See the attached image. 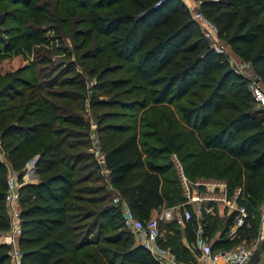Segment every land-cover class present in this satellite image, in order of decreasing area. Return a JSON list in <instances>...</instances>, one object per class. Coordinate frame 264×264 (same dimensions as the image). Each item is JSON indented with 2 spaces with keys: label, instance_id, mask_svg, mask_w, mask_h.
<instances>
[{
  "label": "trees",
  "instance_id": "obj_1",
  "mask_svg": "<svg viewBox=\"0 0 264 264\" xmlns=\"http://www.w3.org/2000/svg\"><path fill=\"white\" fill-rule=\"evenodd\" d=\"M40 1L0 0V41L6 35L7 47L44 41L40 27L46 14ZM89 4L93 7L83 6L86 25L101 42L100 54L115 62L98 74L118 96L144 94L140 108L148 106L151 115L138 118V108L132 114L134 103L118 101L99 121L109 181L134 216L146 223L155 209L182 206L183 228L177 220L160 222L164 236L159 234L158 243L177 260L194 261L198 221L186 202L181 171L192 183L224 182L227 196L239 191L236 202L247 210L235 238L223 241L236 213L228 216L221 242L210 246L212 251L257 235L264 194V107L251 97L248 79L234 72L225 53L210 46L185 0ZM200 10L216 27V38L264 82V0L202 2ZM14 80V86L24 85L19 74ZM100 106L108 107L105 102ZM55 111L47 104L29 110L0 108V146L12 170L20 177L28 160L36 159V183L17 191L20 264H159L124 228L104 188L83 185L90 179L78 174L77 164L86 153L68 152L78 139L67 142L63 136L75 138L76 133L53 127ZM28 116L38 121L25 125ZM61 118L84 125L68 112ZM8 171L0 160V235L10 229L5 209ZM201 223L205 236L222 228L214 216L205 215ZM8 249L0 245V264H11Z\"/></svg>",
  "mask_w": 264,
  "mask_h": 264
},
{
  "label": "rangeland",
  "instance_id": "obj_2",
  "mask_svg": "<svg viewBox=\"0 0 264 264\" xmlns=\"http://www.w3.org/2000/svg\"><path fill=\"white\" fill-rule=\"evenodd\" d=\"M210 1L219 0H185V3L190 6V13L203 14L200 10L201 3ZM40 3L44 6L46 14V23L40 27V35L44 37L43 42L30 45L24 41L19 42L15 47H7L9 40L6 35H4L3 41H0V108L4 107L8 110L11 106H19L22 110H29L43 108L46 104L53 107L56 110L55 114L58 115V121L54 122L53 127H65L63 131L71 130L76 133L72 135L75 138L65 134L63 137L66 138L67 142L78 139L74 148L68 152L86 153V156L77 164L78 174L90 179L83 185L103 187L108 193V202L114 205L113 199L115 197L121 199L124 197L116 191L114 186L109 188L108 179L100 173L96 166L91 154L92 139L95 138L99 141L101 150L105 153V143L102 141L98 130L99 121L107 109L116 108L118 101L134 103L132 114L137 110L135 108H138V118L145 115L151 117L148 106L143 109L140 108L145 105V96L144 94L138 96L135 91H131L125 96H118L109 86L106 78L102 74H98L101 68L114 65L115 62L109 61L106 55L100 54L102 52L101 42L86 25L83 6L85 3L87 7H93L89 4L90 0H41ZM224 44V40L220 39L217 45L224 48ZM94 52L95 54L92 55L91 53ZM233 65L230 64L232 69L234 68ZM18 74L24 77V85L20 87L13 85L14 77ZM102 87L104 90L100 92L99 89ZM101 102H105L108 107H101ZM65 112L81 118L84 125L75 126L61 121V115ZM19 113L23 114L24 112L17 111L16 114ZM26 121L25 125H31L35 124L38 119L36 116H28ZM84 135L86 136L83 137ZM79 139H84V142L79 141ZM0 160L5 163L9 173L16 174L18 188L23 184L36 182L35 165L29 166L27 162L22 176L19 177L12 170L2 146H0ZM191 186L196 187L193 184ZM203 188L204 186L199 187L197 191L204 195L206 191ZM14 207L19 210L17 202ZM12 208L11 205L5 203L9 220L12 215ZM222 213L226 214L224 210H220L217 215ZM216 218H218L219 227H222L223 220L218 216ZM119 220L120 222L122 220L121 214ZM256 221L258 225L257 235L232 245L230 249L251 245H255L256 248L259 246L263 235L264 216L257 215ZM163 236V229L160 226V237L163 238ZM2 244L9 248L7 255L10 256L11 264H16V261L21 258V256L19 258L12 254L14 248L18 249L17 240L5 242V237H0V245Z\"/></svg>",
  "mask_w": 264,
  "mask_h": 264
},
{
  "label": "built area",
  "instance_id": "obj_3",
  "mask_svg": "<svg viewBox=\"0 0 264 264\" xmlns=\"http://www.w3.org/2000/svg\"><path fill=\"white\" fill-rule=\"evenodd\" d=\"M190 11V9H189ZM192 19L196 21L198 24L200 31L204 38H206L210 46L217 52L224 53V48H220L217 44H219L218 39L216 38L217 29L214 24L209 21L202 13H192ZM218 42V43H217ZM250 65L247 63H243L240 69H233L235 73L242 75L248 79V89L250 91L251 97L254 102L260 106L264 107V82L261 77L256 75L255 73L252 75H246V70ZM91 154L93 155L94 161L99 168L100 173L108 179V186L112 188L113 185L109 181L110 170L105 165V153L101 150L99 145V141L97 139H92V149ZM179 166V165H178ZM180 179L184 188V195L186 197V202H202L204 200H221V198H211L207 196H203L196 191H193L192 184L196 187L204 186L213 192L215 188H225L224 182L219 181H197L192 183L186 179V177L180 171ZM18 184H17V176L14 173H9L7 175V192H6V203L11 205L12 215L9 220L10 229L7 232L8 235L2 236L5 237V242L8 240H19L21 235V220H20V211L14 207L16 205L18 199ZM239 192V191H237ZM114 205L119 209L123 226L126 230L131 232L136 239H139L141 245L146 248L154 257V259L161 263L162 258L169 255V250L162 248L158 243V237L160 234L159 231V223L164 221L172 220L171 210L167 209L161 215L156 218H150L146 223H141L134 216L132 210L127 206L126 201L119 197H115L113 199ZM261 207L264 210V199L261 203ZM237 215L235 218V226L240 228L245 225L247 220V210L244 206H238L236 208ZM182 222V221H180ZM263 236V235H262ZM1 237V238H2ZM9 238V239H8ZM262 238V237H261ZM18 247V246H17ZM193 248L197 251L194 255V263L196 264H246L249 260L250 256L256 250L255 245H251L249 247H237L235 249H223L212 251L210 246L206 244L203 238V230L202 227L198 226L196 233V241ZM12 254L15 257L20 258L19 249L14 248ZM18 259V258H16ZM16 264H20V259L16 261Z\"/></svg>",
  "mask_w": 264,
  "mask_h": 264
},
{
  "label": "crops",
  "instance_id": "obj_4",
  "mask_svg": "<svg viewBox=\"0 0 264 264\" xmlns=\"http://www.w3.org/2000/svg\"><path fill=\"white\" fill-rule=\"evenodd\" d=\"M186 6H187L188 9H190V6L187 5V3H186ZM219 41L220 40H218V42ZM224 46H225L224 47V53L226 54L228 61L230 62V64H234L233 65L234 66L233 69H240V67H242L244 62H242L236 55H234L227 45L224 44ZM246 72H245L246 75L247 74L248 75L254 74V71H253L251 66H249L247 68ZM202 181H214V180H202ZM199 187H203V186L195 187V188H193V191H196L197 193H199L197 191L199 189ZM204 188L203 189L206 191V194H204V195L202 194L203 196H207V197H211V198H221V200L211 199V200H204V201L198 202V203L188 202L187 201V204H189L191 206V209H192V211H193V213L195 215V218L198 221V226L202 227L203 238H204L206 244H208L209 246L212 247L214 244H218V243L221 242L220 237L224 233L223 228L225 229V227H226V222H227L228 216L232 212H235L236 215H237L236 208L239 205L236 202L237 191H236L234 196L228 197L227 196V192H226V184H225V188H215V189H213V192H211V190H209L206 187H204ZM263 199H264V195H263L262 201H263ZM261 203L258 205L257 213H258L259 216H264V210L261 207ZM181 207L182 206H174V207H171V208L155 209V210L152 211L151 218H156L159 215H161L164 211H166L167 209H170L171 210V214H172V219L173 220H177V222L179 223L180 227L183 228V223L180 222L181 221V215H182ZM220 210H224L226 212V214L224 215V213H222L221 215H217V213L220 212ZM183 213H185V210H183ZM204 215L214 216L215 218H216V216L220 217V219L223 220V222H222L223 225H222L221 230L220 231L218 230L212 236H205V233H204L205 225H203L201 223V221L203 219L201 217L204 216ZM235 218H236V216H235ZM164 222H166V221H164ZM238 229L239 228H237L235 226V221H234V225H232L228 229V231H226L225 235L223 234L224 237H225L223 241L234 239ZM262 232H263V235H264V227L262 229ZM7 234L8 233L2 234V235H0V237H2L3 235L6 236ZM134 238H135L136 243L141 245L139 239H136L135 236H134ZM182 243L184 245H186V242H185L184 238H182ZM169 252H170V250H169ZM159 264H196V263H194V261H191V260H186V261L177 260L176 257L170 252L169 255H167V256L162 258V261ZM258 264H264V251L261 253V258H260V261L258 262Z\"/></svg>",
  "mask_w": 264,
  "mask_h": 264
},
{
  "label": "water",
  "instance_id": "obj_5",
  "mask_svg": "<svg viewBox=\"0 0 264 264\" xmlns=\"http://www.w3.org/2000/svg\"><path fill=\"white\" fill-rule=\"evenodd\" d=\"M36 159L32 158L28 161V165L32 166L35 164ZM264 251V235L261 238V242L259 246L256 248V250L253 252V254L250 256L249 260L246 264H258L261 258V253Z\"/></svg>",
  "mask_w": 264,
  "mask_h": 264
}]
</instances>
